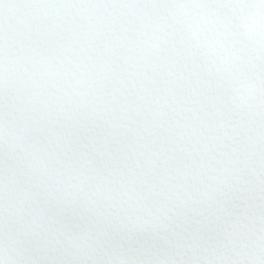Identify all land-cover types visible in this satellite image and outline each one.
<instances>
[{"label": "snow or ice", "instance_id": "1", "mask_svg": "<svg viewBox=\"0 0 264 264\" xmlns=\"http://www.w3.org/2000/svg\"><path fill=\"white\" fill-rule=\"evenodd\" d=\"M0 264H264V0H0Z\"/></svg>", "mask_w": 264, "mask_h": 264}]
</instances>
